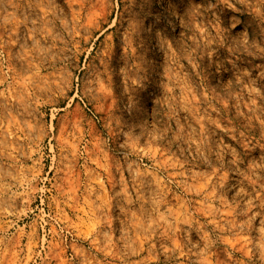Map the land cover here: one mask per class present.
Masks as SVG:
<instances>
[{
  "label": "clouds",
  "instance_id": "clouds-1",
  "mask_svg": "<svg viewBox=\"0 0 264 264\" xmlns=\"http://www.w3.org/2000/svg\"><path fill=\"white\" fill-rule=\"evenodd\" d=\"M0 264H264V0H0Z\"/></svg>",
  "mask_w": 264,
  "mask_h": 264
},
{
  "label": "rangeland",
  "instance_id": "rangeland-1",
  "mask_svg": "<svg viewBox=\"0 0 264 264\" xmlns=\"http://www.w3.org/2000/svg\"><path fill=\"white\" fill-rule=\"evenodd\" d=\"M105 27H106V25H105ZM105 39H106V37H103V36H102V37L100 38V40L97 42V47H100V45L104 43Z\"/></svg>",
  "mask_w": 264,
  "mask_h": 264
}]
</instances>
